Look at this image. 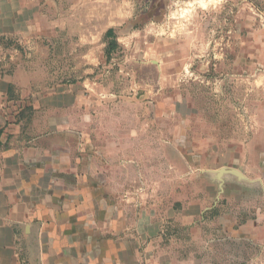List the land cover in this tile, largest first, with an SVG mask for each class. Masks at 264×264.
<instances>
[{
    "label": "rangeland",
    "instance_id": "obj_1",
    "mask_svg": "<svg viewBox=\"0 0 264 264\" xmlns=\"http://www.w3.org/2000/svg\"><path fill=\"white\" fill-rule=\"evenodd\" d=\"M40 6L7 47L34 82L86 87L87 101L103 105L93 118L105 137L140 134L149 185L139 193L162 214L214 205L173 247L202 264H264V0ZM223 167L255 183L227 176L222 192L209 171Z\"/></svg>",
    "mask_w": 264,
    "mask_h": 264
},
{
    "label": "crops",
    "instance_id": "obj_2",
    "mask_svg": "<svg viewBox=\"0 0 264 264\" xmlns=\"http://www.w3.org/2000/svg\"><path fill=\"white\" fill-rule=\"evenodd\" d=\"M40 5L0 0V264H202L173 244L214 205L162 214L139 193L149 185L140 134L105 137L86 87L38 85L7 48Z\"/></svg>",
    "mask_w": 264,
    "mask_h": 264
},
{
    "label": "water",
    "instance_id": "obj_3",
    "mask_svg": "<svg viewBox=\"0 0 264 264\" xmlns=\"http://www.w3.org/2000/svg\"><path fill=\"white\" fill-rule=\"evenodd\" d=\"M217 181L220 183L221 191L223 192L224 178L227 176L234 177L239 183H246L248 185H253L255 182L250 181L245 175H243L239 170L230 168H221L218 171L213 172Z\"/></svg>",
    "mask_w": 264,
    "mask_h": 264
},
{
    "label": "trees",
    "instance_id": "obj_4",
    "mask_svg": "<svg viewBox=\"0 0 264 264\" xmlns=\"http://www.w3.org/2000/svg\"><path fill=\"white\" fill-rule=\"evenodd\" d=\"M114 34V32L112 31V30H110L109 32H108V36H112ZM113 46H114V43H113ZM116 46V45H115ZM0 136H1V132H0Z\"/></svg>",
    "mask_w": 264,
    "mask_h": 264
}]
</instances>
